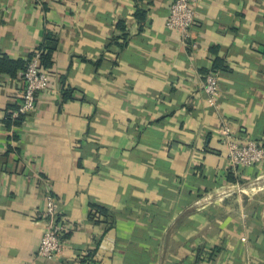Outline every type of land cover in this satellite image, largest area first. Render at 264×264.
Here are the masks:
<instances>
[{"label":"crops","instance_id":"0c3cea01","mask_svg":"<svg viewBox=\"0 0 264 264\" xmlns=\"http://www.w3.org/2000/svg\"><path fill=\"white\" fill-rule=\"evenodd\" d=\"M173 1L0 0V264H264V165L232 168L223 143L264 144V0H197L187 39ZM48 35L52 87L17 119Z\"/></svg>","mask_w":264,"mask_h":264},{"label":"built area","instance_id":"2783aa9c","mask_svg":"<svg viewBox=\"0 0 264 264\" xmlns=\"http://www.w3.org/2000/svg\"><path fill=\"white\" fill-rule=\"evenodd\" d=\"M196 4L197 0H174L170 5L166 25L169 29L181 33L183 39L189 38L190 29L196 21L198 15ZM41 54L35 53L22 71L24 87L19 107L13 113L15 118L27 117L35 112L41 94L48 92L52 87L51 72L42 67ZM204 91L207 95V103L215 106L219 97V77L215 72H210L206 76ZM223 132V143L227 146V157L232 168L241 169L264 165L263 143L234 138L227 128ZM58 217L57 203L53 197L48 196L44 213L46 225L37 251L39 257L48 261L56 259L63 252V244L60 241L63 228L59 224ZM243 241L246 239L243 238Z\"/></svg>","mask_w":264,"mask_h":264},{"label":"trees","instance_id":"16d2710c","mask_svg":"<svg viewBox=\"0 0 264 264\" xmlns=\"http://www.w3.org/2000/svg\"><path fill=\"white\" fill-rule=\"evenodd\" d=\"M47 39L49 40V41H51V42H49V44L50 45H52V47L49 49H47L48 51H46V53H42L41 54V65H42V67L44 68V69H48V70H51V68H52V62H50V57H51V55L53 54V52H54V46H55V39L51 36V35H48L47 36ZM30 58H32V56L30 57ZM25 68V67H24ZM64 83V82H63ZM64 85V84H63ZM65 88V87H64ZM63 91H64V94L65 95H69V88H67V89H63ZM11 117H12V115H11ZM21 118H24L23 116H21L20 117V119ZM17 119H19V118H17Z\"/></svg>","mask_w":264,"mask_h":264}]
</instances>
